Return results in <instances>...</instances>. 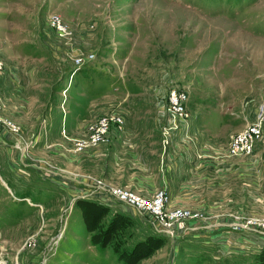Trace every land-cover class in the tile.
<instances>
[{
  "label": "rangeland",
  "instance_id": "374dc122",
  "mask_svg": "<svg viewBox=\"0 0 264 264\" xmlns=\"http://www.w3.org/2000/svg\"><path fill=\"white\" fill-rule=\"evenodd\" d=\"M0 64V117L25 143L21 162L0 136V264H264L231 226L264 220V122L250 154L228 155L264 113V0H0ZM172 89L189 116L164 146ZM109 114L122 125L78 149ZM92 177L229 227L157 233L84 196Z\"/></svg>",
  "mask_w": 264,
  "mask_h": 264
},
{
  "label": "built area",
  "instance_id": "2783aa9c",
  "mask_svg": "<svg viewBox=\"0 0 264 264\" xmlns=\"http://www.w3.org/2000/svg\"><path fill=\"white\" fill-rule=\"evenodd\" d=\"M185 101L186 95L181 90L172 89L168 94L165 107L167 119L161 130L164 146L168 143L171 133L183 127L188 120L189 115L184 105ZM263 122L264 113L260 112L253 123L236 133L228 146V155L242 156L250 154L253 151L256 139L260 136ZM118 123L122 125L123 120L116 114L96 118L88 127L89 138L78 141L76 143L77 148L82 149L90 144L105 142L112 124ZM4 133L14 135L15 140H17L16 145L21 149L20 143L23 142V139L19 134L18 127L11 121L0 117V136ZM90 181L88 185L91 190L85 193L84 196H90L89 198L95 196L94 199L99 202H104L108 205H113V202H115L134 209L140 217L150 222V226L157 233L172 238L186 231L192 232L196 230L194 227H188V211L179 207L167 206V194L164 190H157L153 195L147 196L125 187L106 185L94 177ZM263 221L260 222L255 218H249L247 221H234L231 226L241 236L244 235L243 232L245 231L253 233V236H255L254 240H257V247L261 248L260 243L264 246Z\"/></svg>",
  "mask_w": 264,
  "mask_h": 264
},
{
  "label": "crops",
  "instance_id": "0c3cea01",
  "mask_svg": "<svg viewBox=\"0 0 264 264\" xmlns=\"http://www.w3.org/2000/svg\"><path fill=\"white\" fill-rule=\"evenodd\" d=\"M20 152V153H19ZM18 153L20 154V159H21V162H24V158L21 154V150L19 149L18 150ZM182 165V162H179L178 165ZM164 179V178H163ZM163 184H165V180H161V183L160 185L161 186H164ZM167 185V184H166ZM85 186V185H84ZM170 189L174 190V187L173 186H169ZM194 227V226H193ZM229 227V224L227 222H222L221 220H218V221H215L214 223H203V224H200L199 226H195L194 228L196 230H199L201 228H205L206 230L208 229V231H210V233L212 234L213 232H216V234L214 235H221L222 234V231L223 230H226V228ZM196 230L192 231L193 233L196 232ZM212 235V237L214 236ZM211 237V235H210Z\"/></svg>",
  "mask_w": 264,
  "mask_h": 264
},
{
  "label": "trees",
  "instance_id": "16d2710c",
  "mask_svg": "<svg viewBox=\"0 0 264 264\" xmlns=\"http://www.w3.org/2000/svg\"><path fill=\"white\" fill-rule=\"evenodd\" d=\"M97 207H99V208H104L103 206H101V205H97ZM133 263V262H132ZM132 263H128V264H132Z\"/></svg>",
  "mask_w": 264,
  "mask_h": 264
},
{
  "label": "bare ground",
  "instance_id": "6f19581e",
  "mask_svg": "<svg viewBox=\"0 0 264 264\" xmlns=\"http://www.w3.org/2000/svg\"><path fill=\"white\" fill-rule=\"evenodd\" d=\"M20 147H21V151H23V150H24V148H25L24 146H23V148H22V144H21V143H20Z\"/></svg>",
  "mask_w": 264,
  "mask_h": 264
}]
</instances>
